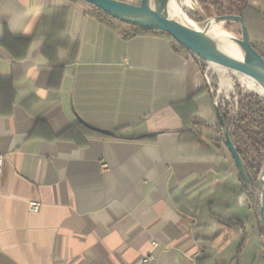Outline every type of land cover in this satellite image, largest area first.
<instances>
[{
	"label": "crops",
	"instance_id": "1",
	"mask_svg": "<svg viewBox=\"0 0 264 264\" xmlns=\"http://www.w3.org/2000/svg\"><path fill=\"white\" fill-rule=\"evenodd\" d=\"M117 22L0 0V264H264L202 61Z\"/></svg>",
	"mask_w": 264,
	"mask_h": 264
},
{
	"label": "trees",
	"instance_id": "2",
	"mask_svg": "<svg viewBox=\"0 0 264 264\" xmlns=\"http://www.w3.org/2000/svg\"><path fill=\"white\" fill-rule=\"evenodd\" d=\"M80 5L84 12L100 21H118L95 8L93 5L84 2L83 0H73ZM202 7H208L213 15L234 14L242 18L246 29L254 25L255 21L259 20L260 14L255 9L249 7L246 0H198ZM195 21L202 22L203 19L188 12ZM121 22V21H120ZM125 23V22H123ZM230 22H225L224 27L228 28ZM131 29L124 32V36L139 33H154L165 34L175 43V46L180 49H186L182 44L176 41L171 35L166 32L152 30L138 25L130 24ZM240 31V28H239ZM251 45L264 58V46L256 41H250ZM187 50V49H186ZM188 51V50H187ZM189 52V51H188ZM201 60V59H200ZM202 61V60H201ZM202 69H205V62L202 61ZM213 87H217L216 77L213 76ZM237 90V96L231 97L230 101H219L216 106L219 115V124L217 131L220 135V140L224 141V136L227 134L237 150L244 168L248 184L239 174L241 190L238 197L245 194L246 204L251 209L252 217L256 219L259 212V194L257 189V179L264 164V97L256 92ZM104 137H115L116 135H103ZM136 139H145L143 136ZM238 170V169H237ZM239 173V171H238ZM259 220H257L258 222ZM260 224V222H259Z\"/></svg>",
	"mask_w": 264,
	"mask_h": 264
},
{
	"label": "water",
	"instance_id": "3",
	"mask_svg": "<svg viewBox=\"0 0 264 264\" xmlns=\"http://www.w3.org/2000/svg\"><path fill=\"white\" fill-rule=\"evenodd\" d=\"M83 1L93 5L95 8L101 10L115 20L166 32L182 44L190 53L204 61L205 64L208 65V61H211L230 70L251 77L264 90V58L251 45L245 24L242 18L238 15L226 14L213 16L211 18H213L218 24L222 22H234L239 25L241 37L233 38L241 50L242 59H236L217 49L205 33L166 17L159 8L160 4L165 0H139L137 4L125 2L123 0ZM211 18H208L207 20ZM202 25L207 28V21L205 20ZM86 126L99 133L110 134L109 131L89 125ZM224 144L230 151L240 176L245 184H248L241 158L227 134L224 136ZM263 173L264 168L259 175L257 189L260 198L258 213L259 222L261 228L264 230V195L262 193Z\"/></svg>",
	"mask_w": 264,
	"mask_h": 264
},
{
	"label": "bare ground",
	"instance_id": "4",
	"mask_svg": "<svg viewBox=\"0 0 264 264\" xmlns=\"http://www.w3.org/2000/svg\"><path fill=\"white\" fill-rule=\"evenodd\" d=\"M159 8L160 11L166 17L170 19H174L190 28L205 33V35L209 38L211 43L217 49L221 50L222 52L236 59H242L241 50L239 49L238 44L235 42L234 38L228 32L222 30L219 27V24L216 23V21L213 18L206 20L207 28H205L203 25L198 27L186 16V14L182 11L181 7L178 5L176 0H165L160 4ZM214 65L215 66L213 69L215 70L216 74L220 77L221 87L225 88V90L229 91L232 87L231 79L228 76V73L232 71L236 75L237 79L240 82H242L245 86L255 90L261 96H264V90L259 86L258 83H256V81L253 78L238 73L236 71L230 70L217 63H214ZM262 185H263L262 193L264 195V176H263Z\"/></svg>",
	"mask_w": 264,
	"mask_h": 264
},
{
	"label": "rangeland",
	"instance_id": "5",
	"mask_svg": "<svg viewBox=\"0 0 264 264\" xmlns=\"http://www.w3.org/2000/svg\"><path fill=\"white\" fill-rule=\"evenodd\" d=\"M125 2H129V3H135L137 4L139 2V0H123ZM178 5L181 7L182 11L186 14V16L195 24L197 25L198 27L202 25V23L207 20L208 18H211L213 16H216V15H213V13H211V11L208 9V7H202L199 3L198 0H191L188 1V0H176ZM193 4V6H192ZM192 7V8H190ZM188 12H191V14H194V15H198L200 16L203 21L202 22H197L195 21L191 16L188 15ZM118 25H120L121 23L120 22H117ZM225 22H222L221 24H219V27L228 32L232 37H235V38H240L241 35H240V31H239V25H237L236 23L234 22H230L229 23V27L228 28H225L224 27V24ZM253 34V33H252ZM252 39H254V37L252 36ZM254 41V40H253ZM214 62H211V61H208V65L205 64V69H204V73L207 74L208 78H209V84H210V87L211 89L216 92L217 90L220 89L221 93H220V96H219V101L221 100V102L223 101H230L231 100V97L232 95L235 97L237 96V90L235 89H240L241 91L245 92L246 90L247 91H251V92H256L255 90L253 89H250L248 88L247 86H245L242 82H240L236 75L231 71L228 73V76L230 77L231 79V89L229 91L225 90V88L221 87V83H220V77L216 74L215 70L213 69L214 68ZM215 73V74H214ZM213 76L216 77V81H217V87L214 88L213 87V84H212V80H213ZM248 88V89H247ZM257 93V92H256ZM218 103V102H217ZM264 168V164H263V167H262V170ZM262 170L260 171L259 175L261 174ZM259 175H258V178H259ZM263 176H264V173L262 175V183H263ZM257 185H258V179H257ZM242 189V188H240ZM242 197H246L245 194L242 195ZM260 199V198H259ZM259 207H260V203H259ZM259 213V212H258ZM259 217V215H258ZM257 220H259V218H257ZM259 223V221H258ZM261 235H262V240L264 242V230L261 228ZM263 247H264V244H263Z\"/></svg>",
	"mask_w": 264,
	"mask_h": 264
},
{
	"label": "built area",
	"instance_id": "6",
	"mask_svg": "<svg viewBox=\"0 0 264 264\" xmlns=\"http://www.w3.org/2000/svg\"><path fill=\"white\" fill-rule=\"evenodd\" d=\"M188 1H190L191 2V0H188ZM192 3V2H191ZM192 6H193V4H192ZM190 8H192V7H190ZM204 78H205V80H206V82H207V85L209 86V89H210V92H211V94L212 95H214V102H215V106H217V102H218V99H219V96H220V93H221V91H220V89L221 88H219V90H217L216 92H214L212 89H211V87H210V84H209V78H208V76H207V74L206 73H204ZM2 162H3V157H2V155L0 154V174H1V170H2ZM103 166H106L105 164H103ZM38 203H36V202H31V203H29V208H30V211H33V212H35V211H37L38 210ZM152 258V256L151 255H149L145 260H149V259H151Z\"/></svg>",
	"mask_w": 264,
	"mask_h": 264
}]
</instances>
